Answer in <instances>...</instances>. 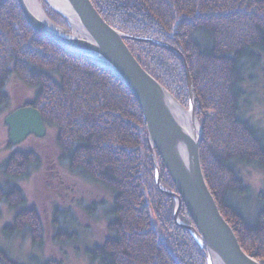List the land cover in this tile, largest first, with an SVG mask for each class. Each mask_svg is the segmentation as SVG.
<instances>
[{
  "label": "trees",
  "instance_id": "trees-1",
  "mask_svg": "<svg viewBox=\"0 0 264 264\" xmlns=\"http://www.w3.org/2000/svg\"><path fill=\"white\" fill-rule=\"evenodd\" d=\"M48 16L70 30L66 18L50 8ZM113 27L137 37L178 47L187 57L202 125L201 164L218 206L242 248L264 264V190L253 220L240 205L251 188L241 165L264 171V138L243 115L250 71L264 53V0H92ZM136 59L186 107L190 105L186 67L181 57L154 42L126 39ZM16 75L35 88L45 124L57 128L61 159L69 168L113 194L107 235L88 255L97 264H208L194 235L174 220L176 199L157 187L156 169L139 102L123 81L90 60L66 51L33 29L18 0H0V110L10 102L8 82ZM161 181L177 191L158 154ZM38 162L32 150H15L6 160L0 204H25L14 180L25 178ZM94 203L93 207L95 206ZM1 214V206H0ZM57 241L74 238L54 211ZM180 219L194 223L183 204ZM6 237L28 234L44 242V225L35 207L22 208L4 226ZM0 264H16L0 249ZM42 264H62L47 260Z\"/></svg>",
  "mask_w": 264,
  "mask_h": 264
},
{
  "label": "water",
  "instance_id": "water-1",
  "mask_svg": "<svg viewBox=\"0 0 264 264\" xmlns=\"http://www.w3.org/2000/svg\"><path fill=\"white\" fill-rule=\"evenodd\" d=\"M46 1L68 20L71 31L54 21L50 20V23L39 19L30 9L28 0H18L33 29L55 40L64 50L112 72L134 94L145 118L157 187L176 199L174 220L194 235L207 253L208 264H262L242 248L207 184L200 153L202 125L198 120L193 79L184 53L165 41L129 35L113 27L101 16L92 0H55L57 5L54 0ZM75 27L83 35L77 34L73 29ZM130 38L166 46L181 57L188 78L189 107L186 108L141 65L126 43V39ZM5 119L10 129L9 140L14 144L24 141L31 134H46L44 119L36 106L24 105ZM157 152L172 176L177 191L162 184ZM183 204L194 223L180 219Z\"/></svg>",
  "mask_w": 264,
  "mask_h": 264
},
{
  "label": "rangeland",
  "instance_id": "rangeland-1",
  "mask_svg": "<svg viewBox=\"0 0 264 264\" xmlns=\"http://www.w3.org/2000/svg\"><path fill=\"white\" fill-rule=\"evenodd\" d=\"M7 86L11 99L0 110V184L4 185L6 181L3 173L5 160L15 150H32L38 156V162L30 168L27 177L14 180L25 194V204L18 208L5 202L0 204V249L16 264H42L47 260H58L62 264H97L91 260L88 250L96 243H102L108 233L112 192L85 174L70 169L68 162L61 159L57 128L53 125L45 124L44 136L31 134L15 144L9 140L10 129L5 118L15 109L30 105L25 103L34 99L35 88L22 82L16 75L12 76ZM244 86L248 95L244 100L243 115L260 130L264 138V53L260 65L250 71ZM240 173L251 188L249 196L246 200L241 199L240 205L246 217L253 220L260 206L258 193L264 190V171L256 165L244 164L240 166ZM94 203L97 204L93 207ZM24 207H35L41 217L44 242L40 247L33 243L28 234L6 237L3 232L4 226L12 223L15 215ZM56 208L61 214L60 220L67 224L69 231L75 232L74 238L64 241L55 239L53 213Z\"/></svg>",
  "mask_w": 264,
  "mask_h": 264
},
{
  "label": "bare ground",
  "instance_id": "bare-ground-1",
  "mask_svg": "<svg viewBox=\"0 0 264 264\" xmlns=\"http://www.w3.org/2000/svg\"><path fill=\"white\" fill-rule=\"evenodd\" d=\"M29 2V5H30V9L33 10L34 14L39 18V19H43L45 21H49L50 20L53 22L54 20H52L48 14H47V10L45 8H43V5H42V1L41 0H28ZM54 3L57 5L58 3L55 2L54 0ZM59 6V5H58ZM62 8V7H60ZM65 9V8H64ZM68 13V12H67ZM56 24H58L56 21H54ZM51 23V22H50ZM59 25V24H58ZM60 26V25H59ZM62 27V26H61ZM63 28V27H62ZM75 30V32L79 35H83V33L81 32L80 29H77L76 27L73 28ZM71 27H70V30L71 31Z\"/></svg>",
  "mask_w": 264,
  "mask_h": 264
}]
</instances>
